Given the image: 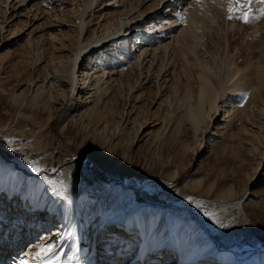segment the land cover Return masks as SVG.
Instances as JSON below:
<instances>
[{
    "label": "rangeland",
    "instance_id": "obj_1",
    "mask_svg": "<svg viewBox=\"0 0 264 264\" xmlns=\"http://www.w3.org/2000/svg\"><path fill=\"white\" fill-rule=\"evenodd\" d=\"M151 1L136 0L135 4L134 0H106L107 4L95 9V11H98V9L104 7L103 12L107 13L106 16L102 14L101 17L93 19L94 16H97V12H95L89 18L91 19L89 22L91 30L88 34L98 36L101 32L114 29L121 20L128 22L133 18L134 13H138V8ZM163 1L168 2V0ZM45 2L46 0H0V18L2 12L6 10L4 17L9 14L12 15L11 17L14 20L16 16L17 18L24 19L27 13V21H29L25 28L17 33L16 36H8L9 33L8 31H4V28L0 31V67L5 68L7 64L17 61L20 51H24V54L25 52L28 53V56L35 60L31 65L32 70L35 69V73L32 71L31 74L32 80L23 79L11 92V97L17 106V110L12 112L14 116L10 124L15 123L17 111L23 106H40V98L49 93L48 87H50L53 93H57L54 97H51V100L59 105L61 99H63L66 103L65 106H67L64 113L65 117L62 120H56L55 128L65 118L67 120L64 122L76 119L75 124L82 130L81 137L86 136L92 139L93 143L82 144V141L79 139L75 145L69 148L70 151L68 149V152H71L68 155L69 158L65 162L53 166L54 169H52L53 167L49 168L44 176L37 177L28 174L27 170H21V181L17 185L18 187L14 191L13 197L7 198L6 201L2 197L4 191L0 189L1 264H8L9 259L15 261V259L20 257H26V262H22L23 264H49V262L43 261L41 248L46 246L52 239L59 238L58 235L61 232V222L58 211L55 208L59 205L60 199L64 197L63 189L65 186L59 184L57 176V172L63 166L69 167L75 172L78 180L82 179L87 184H92L98 179H113L109 173L121 171L123 167H131V174L125 176L123 173H120V178L114 180L133 193V200L136 203L162 205L174 211L185 209L205 225L217 244L218 250L230 251L236 261L249 260L256 253L264 252V136H262L264 133V116L260 114L256 107L261 101L258 99L256 105L248 109L249 114L246 118L241 119L243 120L241 123L237 116L233 117L232 115H234V112H237L236 110L239 107L237 104L248 98L249 91L244 94L245 96L243 94L239 96L240 98L232 97V89L226 85L230 86L232 81L230 79L229 82H226V86L223 87L217 98L215 112L213 111L212 117L207 122H201L199 129L195 131L196 133H194L193 127L189 125V122L185 118L178 122L184 106L180 99L182 93L180 88L185 82L187 83L186 87L189 85L184 69L185 62L182 59V55L178 52L176 53L172 48L175 42L173 43V36H170L175 32L173 29H177L179 22H177V19L179 18L171 24L170 29L172 31L166 35L168 38L160 41L157 45L158 49H162L161 46H163L164 42L171 39V48L169 44L165 50V57L168 56L169 62L162 67L156 76V66L159 61H156L155 58V62L153 61L149 68L152 69L148 70L146 76L143 73L138 80L144 86V89L150 86L153 87L152 85L154 84L155 86L161 85V90L155 95L151 103L148 102V96L144 92H142V96L135 99L136 101L133 100V95L130 98L123 99V94L127 92L126 87L128 85L125 81V76L123 77V73L121 74L122 78H119L120 63L122 61L125 64L133 62L137 58L135 57L136 54H138V51L135 50L129 55L126 52L127 46L131 47L132 34L127 35V40L124 43L120 40L119 42L109 43L106 51L102 53L101 58L105 56L108 59L109 57L105 61L106 64H104L107 65L105 70L107 71L110 67L113 70V73H108L110 79L107 84L110 83V85L104 93H99L100 89L98 87L103 84L96 78L100 72L95 71L92 72L89 79H86L89 83H93V85H90V89L85 88L87 92L79 94V91L76 93V91L70 89L67 92L68 96L64 98L63 96L66 95V91L61 90L65 85L58 84L61 80L59 79L60 77H54L58 80L54 82V85H51L50 81H47V78L50 77L42 78L44 76L43 68L45 64H47L46 68L50 71L55 68L52 67V62H47L48 55H46V49H43L44 53L40 58L36 56L37 52L40 51L38 45L43 41L42 34L48 30L46 15L41 11ZM162 5L163 3L160 4L159 8ZM263 6L264 3H261V0H252V3L246 10L251 14L253 13V15H257ZM131 7H133L132 10L130 9ZM179 7L180 5H178V9ZM174 8L177 9L176 6ZM182 12L183 10L179 13V17L183 16ZM119 14H121V19H119ZM158 16L160 15L158 14ZM103 17L104 19L108 18L104 20ZM154 17L151 16L148 19H144L143 21L145 22L138 31V33H146L147 37L153 36L152 43L158 40V36H160L159 39H163L162 37H165V35L162 36L160 30L154 31V29L151 32H146V27L152 23H157V21L164 22L163 20H167V17H157L155 19ZM250 22L254 24L255 20ZM106 23H108V30H101ZM213 23L216 26L214 30L215 34H211L210 37L207 29H204L205 31L201 30L200 33L204 32V35L202 33L198 38L196 46L192 51L193 53L188 51L190 56L196 57L195 59L199 57L196 56L198 52H204L203 56L209 57L206 59V63L208 60H211V64H213L214 59L219 61V58H225L227 53H230L226 52L225 49V51H222V47L218 45L222 38L224 40L225 36L223 30H220V26L218 27L217 17L213 18ZM166 27L168 26H164V29ZM247 30V36H250L254 40V44L247 49V51L252 50L253 53H248L246 58L252 62L255 60L258 62L255 53H258L264 47V23L258 22L257 25H253ZM139 37L140 35H138ZM143 42L151 46V42L148 40H143ZM169 48L170 50L168 51ZM97 51L94 54L91 53L92 59H94L93 63L98 59L96 58ZM161 52L162 50H159L156 54L158 55ZM147 59L148 57L141 64L144 65L142 66L143 70L146 69L149 63ZM221 69L222 65L220 69L219 67H211V75L219 78L222 73ZM121 70L123 71L122 68ZM116 71L118 72L116 73ZM52 72L56 73L55 70ZM106 74H104L103 79L106 77ZM238 74L234 78L239 76ZM40 78L42 82L39 80ZM76 78L81 81L79 77L75 76L74 79ZM117 79L119 82H122L119 84L122 86L121 93L119 92L121 100L113 103L110 96L114 93L115 88H117ZM40 83L41 85L44 83L43 85L46 86L42 89L40 97H36L35 95L39 101H36L35 97L32 101L30 96L35 93L34 90ZM134 83L136 85L138 82ZM175 89L176 91H174ZM135 91V87L129 89V93L132 92L134 94ZM259 91L264 95L263 85L259 87ZM241 98L242 101L240 102ZM1 106L2 104H0ZM92 106L98 109H106V118H102L97 122L93 121L94 123L87 121L84 113ZM146 115L147 119L144 118ZM3 120H7V118L5 119V117L0 115V122ZM142 121L143 124L138 129H135L138 123ZM179 123L181 125H178ZM177 126L180 127L176 133ZM218 127H221L220 131H216ZM7 134L8 126L0 127V153L10 156L11 159L21 161L26 167L35 166L42 161L44 153L29 152L27 142L15 136L8 137ZM101 140L104 143H101ZM182 141H187L186 143H189V145L183 147ZM94 145H98L99 147H95ZM135 156L139 157L140 160L132 167L131 163L136 158ZM168 158H172V162ZM0 160H2L1 157ZM174 165H178L181 168V173L177 179H168L166 176L167 170L171 169ZM201 175H205L207 179H213L215 184H232L237 197L240 198L243 214L247 217V227L244 226L242 220L238 219L235 209H232L231 206L234 201L224 203L211 194L197 193L195 190L181 191L182 184L186 180L198 178ZM34 178L42 181L43 189L45 188L44 186L47 187L44 189L46 193L43 195L44 203L42 207L32 205L27 207L30 201H28V197L21 194L23 182L29 179L34 180ZM84 188L86 190L87 185ZM49 199L54 202V206L51 209H47L46 205L50 201ZM79 207V209H84V204H80ZM118 236L116 235L114 236L115 238L108 239L110 241L106 250L102 249L100 243L96 244V264H121L129 259L134 252L136 242L127 240L123 244L122 253H116L120 249L122 242L119 241V245H117L118 239H121V236ZM233 246L237 248L231 250L230 247ZM169 248L164 250L160 257L155 262L153 261L152 264H172V261L168 260L171 258ZM201 263L209 264L207 260L203 259ZM175 264L177 263L175 262Z\"/></svg>",
    "mask_w": 264,
    "mask_h": 264
},
{
    "label": "bare ground",
    "instance_id": "obj_2",
    "mask_svg": "<svg viewBox=\"0 0 264 264\" xmlns=\"http://www.w3.org/2000/svg\"><path fill=\"white\" fill-rule=\"evenodd\" d=\"M134 1L136 4V0ZM242 2L243 0H241ZM107 3L106 0H46L43 5L41 11L46 15L48 30L42 34L43 41L45 42L40 41L41 44L38 45L40 51L37 52L36 56L40 58L44 53L43 49H46V55H48L47 62L53 63L52 67H55L54 70L56 73L54 74L52 72L54 70H48L46 68L47 64H45L43 68L44 76L42 78L50 77L47 78V81H50V84L54 85V82L58 81L54 77H60L59 79L61 80L58 84L62 86L64 84L66 86L64 88L62 87L63 89L61 90L66 91V95L63 96L64 98L68 96L67 92L70 89L76 91V93L79 91V94L87 92L85 88H89L93 83H89L86 79H89L92 72L95 71L100 72L96 78L103 84L98 87L100 89L99 93H104L110 85V83L107 84L110 79L108 73H113V70H111V67H108L109 69L107 71L105 70L107 65L104 64H106L105 61L109 57L108 59L105 56L101 58L102 53L106 51L109 43L119 42V40L124 43L127 40V35L132 34V44L130 48L129 45L127 46L126 52L129 55L135 50L138 51V54H136L135 57L137 58L133 62L128 61L129 63L125 64L122 61L120 63L119 78H122L121 74L123 73V77L125 76V81L128 85L126 87L127 92L123 94V99L130 98L133 95V100H135L137 97L142 96L141 94L144 92L148 96V102L151 103L155 95L161 90V85H156V88L154 84L152 85L153 87L150 86L144 89V86L138 80L143 73L146 76L148 70L152 69L149 68L153 61L155 62V58L156 61H159L156 66V76L162 67L169 62L168 56L165 57V50L170 44L171 39L164 42L163 46H161L162 49H158L157 45L160 41L168 38L166 35L172 31L170 29L171 24L179 18L177 19V22L179 21L177 29H173L175 32L170 35L173 36L172 39L175 44L174 46L170 44L169 47L171 48L172 46L176 53L178 52L182 55L189 85L186 87L187 83L185 82L180 88L182 91L180 99L184 106L178 122L185 118L189 122V125L193 127L194 133H196L195 131L199 129V124L201 122H207L212 117L217 98L226 85L227 87H231L233 92L232 97H239L249 91V95L247 94L248 98L245 101H242L241 98L240 102L242 101L243 103L237 104L239 107L236 110L237 112H234V115H232L233 117L237 116L238 120L242 123L243 120L241 119L248 116V109L256 105L258 99L261 103H258L256 107L260 114L264 116V95L259 91V87L264 86V47L258 53L254 52L258 62H256L257 60L252 62L246 58L248 53H253L252 50L247 51V49L254 44V40L250 36H247V29L253 25H257L258 22L264 23V16H261L260 13L257 15L251 14L254 17L251 21L255 20L256 22L252 24L251 22L244 23L239 19L230 20L227 18L229 0H168V2L152 0L138 8V13L135 10L136 14L134 13L133 18L128 22L121 20V23L118 22V25L110 31L101 32L98 36L89 35L88 32L91 30L89 28L91 19L89 18L95 12H97V16H94L93 19L101 17L102 14L106 16L107 13L103 12L104 7H101L98 11H95V9ZM162 3L163 5L159 8ZM233 4L235 7L239 6L236 4V0H233ZM178 5H180L179 9ZM132 8L130 9L132 10ZM182 10L183 16L179 17L178 15ZM5 12L6 10L2 12L0 18V31L4 28V31H8V36H16L29 22L27 21L28 14H25L24 19L17 18L16 16L14 20L11 17L12 15L9 14L4 17ZM151 16H155L154 19L157 17H167L166 21L163 20L164 22L157 21V23L151 24L149 20L151 25L146 27V32H151L154 29V31L160 30L162 36L165 35V37H162L163 39H159L160 36H158V40L153 43L151 41L153 36L147 37L146 33H138L139 28L145 22L143 20ZM172 17L174 18L172 19ZM214 17H217L218 27L220 26V30H223L225 36L224 40L222 38V42L219 40L220 44L218 45L222 47V51L226 50V52L230 53H227L225 58H219V61L214 59L213 64H211V60H208L206 63V59L209 57L207 58L206 55L203 56L204 52H198V55L195 54L199 56L197 60L195 59L196 57L190 56L188 51L192 52L198 38L202 33L204 35V32L200 33L201 30L205 31L204 29H207L210 37L211 34H215L214 30L216 26H214V23L212 24ZM119 19H121V14H119ZM107 24H104L101 30L109 28ZM164 26L168 27L164 29ZM138 35H140L139 38ZM143 40L151 42V46L147 45ZM159 50H162V52L157 55L156 52ZM96 51V58L98 59L93 63L94 59H92L91 53L94 54ZM19 53L20 56L17 61L7 64L5 68L0 67V104H2L0 107V115L5 117V119L7 118V120L0 122V127L8 126V137L15 136L16 138L24 140V142L28 143L29 152L44 153V156L42 161L35 166L26 167L21 161L11 159L10 156L0 153V157L2 158L0 160V189L4 191L2 195L4 201L9 197H13V193L18 187L17 185L21 181V170H27L28 174L37 177L44 176L49 168L63 163L69 158L68 155L71 152L69 153L68 149L75 145L79 139L82 141V144L88 142L93 143L92 139L86 136L81 137L82 130L75 124L76 119H73L74 121L69 120L64 122L67 120L65 118L55 128L56 120H62L65 117L64 113L67 106H65L66 103L63 99H61L59 105L51 100V97H54L57 93H53L50 87H48L49 93L40 98V106H23L17 111L15 123L10 124L14 116L12 112L17 110L14 100H12L11 92L23 79L32 80V71L35 73V69L32 70L31 67L35 60L29 57L28 53L25 52L24 54V51H20ZM21 57L23 58L20 59ZM131 57L133 58V56ZM146 57H148L147 61L149 63L146 69L143 70L142 66L144 65L141 64L146 60ZM221 65V76L218 78L211 75V67H219L220 69ZM105 73L107 74L104 80L103 76ZM237 73H239V76L234 78ZM75 76L79 77L81 81L77 80V78L74 79ZM131 79L134 81L132 82ZM230 79L232 81L230 86H228L226 82H229ZM39 80L41 81V78ZM120 82L117 79V88H115L114 93L110 96L113 103L121 100L119 96L122 89V86L119 85ZM134 82L138 83L135 85ZM43 84L41 85L40 83L35 88V93L30 96L32 101L35 95L36 97H40L42 89L46 86ZM133 87L136 88L135 93H129V89ZM253 87L255 88L253 89ZM36 97V101H39ZM109 108L111 109V107ZM106 113V109H98L92 106L84 113V116L87 121L97 122L102 118H106ZM144 118L147 119V115ZM142 124L143 121L138 123L135 129H138ZM178 125L181 124L179 123ZM179 127L177 126V130L175 129L176 133L179 131ZM220 130L221 127L216 129V131ZM262 136H264V133ZM182 142L183 147L189 145V143H186L187 141ZM101 143H104V141L101 140ZM95 147L99 146L96 145ZM135 157L131 163L132 167L140 160L139 157ZM168 159L171 162L173 160L172 158ZM36 168H39L40 171L37 172L35 170ZM131 170V167H123L121 171L109 173L113 179H98L92 184H87L82 179L78 180L75 172L67 166H63L57 172L59 184L65 186L63 189L64 197L60 199L59 205L55 208L60 218L61 232L58 235L59 238L52 239V241L44 246L51 245L52 251L48 253L41 252L43 261L52 262L53 264H96V244L100 243L102 249L106 250L110 241L108 239L119 235L121 239H118L117 245H119V241L122 242L120 249L116 253H122L123 244L127 240L136 242L134 252L129 257L130 260L127 259L129 261L126 260L121 264H152L153 261L155 262L160 257L164 250L169 248V245L171 246L169 248L171 258L168 260H171L172 264H175V262L177 264H202V259L207 260L209 264H264V252H258L249 260L239 262L235 260L234 255L230 251L218 250L217 244L214 242L213 237L205 225L185 209L174 211L162 205L136 203L133 200V193L126 190L114 180L120 178V173H123L125 176L131 174ZM180 173L181 168L178 165H174L171 169L167 170L166 176L168 179H177ZM86 185L87 188L84 190V186ZM44 187L47 188L46 186ZM44 189L42 181L36 178L23 182L21 194L28 197V201H30L27 207L30 205L43 206V195L46 193ZM187 190L211 194L224 203L234 201L231 207L235 209L238 219L242 220L244 226L247 227V217L243 214L240 198L237 197L235 190L232 188V184H215L213 179H207L205 175H201L198 178L186 180L182 184L181 191ZM80 204H84V209H79L81 207H79ZM46 205L47 209H51L54 206L53 200H50ZM222 213L224 212L222 211ZM57 257H59L58 260L56 259ZM10 260L8 264H23L22 262H26V257H20L15 259V261ZM120 261L122 260L120 259ZM1 263L2 259L0 257Z\"/></svg>",
    "mask_w": 264,
    "mask_h": 264
},
{
    "label": "snow or ice",
    "instance_id": "obj_3",
    "mask_svg": "<svg viewBox=\"0 0 264 264\" xmlns=\"http://www.w3.org/2000/svg\"><path fill=\"white\" fill-rule=\"evenodd\" d=\"M252 3V0H243L241 3V0H236V4L239 5V8L235 7L233 4V0H229V7H228V19H239L244 23H249L251 19L254 17L251 15L249 11L246 9L248 6ZM261 3H264V0H261ZM261 16H264V8L260 9ZM37 172L40 171L39 168L35 169ZM52 251L51 245L47 247H42L41 252L48 253ZM57 260L59 257L56 258ZM49 264H52V262H49Z\"/></svg>",
    "mask_w": 264,
    "mask_h": 264
},
{
    "label": "water",
    "instance_id": "obj_4",
    "mask_svg": "<svg viewBox=\"0 0 264 264\" xmlns=\"http://www.w3.org/2000/svg\"><path fill=\"white\" fill-rule=\"evenodd\" d=\"M262 247H263V246H262ZM235 248H237V247H234V246H233V247H230L231 250H235ZM242 256H243V255H242Z\"/></svg>",
    "mask_w": 264,
    "mask_h": 264
}]
</instances>
